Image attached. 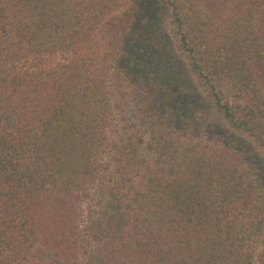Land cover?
I'll use <instances>...</instances> for the list:
<instances>
[{
    "label": "trees",
    "instance_id": "16d2710c",
    "mask_svg": "<svg viewBox=\"0 0 264 264\" xmlns=\"http://www.w3.org/2000/svg\"><path fill=\"white\" fill-rule=\"evenodd\" d=\"M0 264H264V0H0Z\"/></svg>",
    "mask_w": 264,
    "mask_h": 264
},
{
    "label": "rangeland",
    "instance_id": "374dc122",
    "mask_svg": "<svg viewBox=\"0 0 264 264\" xmlns=\"http://www.w3.org/2000/svg\"><path fill=\"white\" fill-rule=\"evenodd\" d=\"M122 102L124 103V100L121 97H119V95L115 96V99L113 101L115 109H120L124 107V104Z\"/></svg>",
    "mask_w": 264,
    "mask_h": 264
}]
</instances>
